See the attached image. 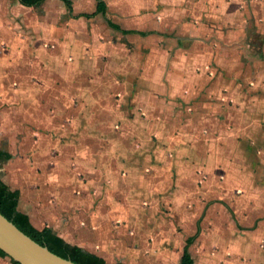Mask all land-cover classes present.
Listing matches in <instances>:
<instances>
[{
    "label": "rangeland",
    "instance_id": "1",
    "mask_svg": "<svg viewBox=\"0 0 264 264\" xmlns=\"http://www.w3.org/2000/svg\"><path fill=\"white\" fill-rule=\"evenodd\" d=\"M97 1L73 0L74 10L92 12ZM105 1L106 17L98 14L85 20L67 18L66 7L59 0H48L39 8L24 7L17 0H0V38L5 42L6 35L20 34L21 43L31 51L28 60H36L44 70L53 64L54 76H45L53 79L43 77L45 84L41 78L40 83L43 96L46 87L58 93L55 119L46 114L51 100L40 109L32 100L27 101L28 107L20 104L19 109V102L4 104L13 121L7 126L10 118L6 119L8 131L0 134V147L14 150L19 158L2 164L0 175L10 179V173L22 166L20 159H26L33 168L42 160V152L46 158L58 159V171L67 172L66 185L83 192L94 182L77 179L89 163L87 157H78L76 152L82 154L88 147L90 152L96 148L99 151L103 147L99 146L100 134L106 144L118 142L122 162L130 159L137 166L125 182L116 181L111 172L105 180L107 193L118 186L113 194L118 201L108 197L110 204L101 208L106 218L99 222L97 232L108 240L117 238L118 243L129 237L124 247L137 250V264H179L187 238L195 234L189 247L195 264H216L218 259V264H225L233 255L244 264H264V136L250 133L249 137L254 134L253 144L243 140L246 133L221 132L216 141L210 135L195 133L193 124L179 128V107L184 100L172 98L178 90L171 91V82H177L176 71H182L179 67L195 54L193 48L198 49V44L188 41L193 46L186 56L178 51L176 37L186 32L188 24L198 27L200 21L190 17L188 11L182 20L168 19L166 0ZM235 4V17H243L244 13L247 28L239 37L234 33L232 45L230 32L226 37L227 32L220 27V32L214 27L203 32L187 30L191 38L204 44L214 40L218 51L227 46L224 55L240 61L233 73L235 84L223 82L219 91L210 92L227 106L233 127L243 122V115L246 117L242 113L244 105L248 109L241 96L240 101L236 100L237 92L248 94V89L258 83L256 53L259 35H264L258 32L253 10L259 0H235ZM107 18L124 28L154 32L148 36L124 35L111 28ZM195 66L186 76L189 80L195 74L203 73L207 79H216L220 74L213 73L206 63ZM98 125L101 127H95ZM85 127L91 129L92 136H84ZM103 128L107 133L102 135ZM35 129L41 131L35 134ZM182 132L187 136L180 142ZM40 144L44 150H37ZM74 152L77 157L71 158ZM108 152H100L104 159L93 167L94 179L111 167ZM88 155L91 161L93 156ZM143 160L153 161L151 169L141 164ZM125 167L122 174L130 168ZM19 180L15 175L11 181L16 184ZM115 219L118 227L111 228Z\"/></svg>",
    "mask_w": 264,
    "mask_h": 264
},
{
    "label": "crops",
    "instance_id": "2",
    "mask_svg": "<svg viewBox=\"0 0 264 264\" xmlns=\"http://www.w3.org/2000/svg\"><path fill=\"white\" fill-rule=\"evenodd\" d=\"M17 1H19V3L24 7H32L23 4L21 0ZM46 1L48 0H45V2ZM59 1H61L66 7L67 11L65 13V16H67V18H82L85 20H90L96 17L98 14L106 17L108 11V5L105 0H98L96 8L92 12H75L73 0L72 10L68 9L67 5L62 0ZM100 1H104L106 3L107 9L105 13L96 12ZM166 2L169 6L166 7V14L168 15V19L176 18L182 20L185 18V14L189 13L188 15L190 17L196 18L198 21H200V25L198 27L193 26V24H188L185 28L186 32L179 34L178 37H176L178 51H182L183 55H190V51L188 49H190L194 43L196 45L198 44L199 49L198 50L193 48L195 54H193L192 57L188 56V61H185L183 65L179 67V69H181L182 71L184 70L187 72L183 73L182 71H176L178 73L177 82H171V84L175 85V88L173 85H171V91L178 90V92L176 91V93H173L172 98L178 96L177 98H179L180 100H184V104H181L179 107V118H181L179 128L183 130L185 129L183 128L184 126L193 124L196 130L195 133H198L202 136L210 135L211 139H214L216 141L217 136L221 132L235 134L246 133L248 134V136L243 137V140H251L252 143L255 144V140L253 138L254 134L252 137H249V135L255 132L258 133L259 137L264 136V35L262 36V34H260V32H264V0H259L258 7L253 8V10H255L256 12L255 18L258 23V32L260 34L259 38L261 39L256 53L258 56L256 58V61L259 62L260 66L256 73L258 83H254V86L248 89L250 91L248 94L246 91L237 92L236 96H238V98L236 100L240 101L239 97L241 96L243 102L245 101L246 104H248V109L245 110L246 105H244L245 108L242 113L246 114V117H244L243 115V122H240L238 125H236V127H233L231 124L230 118L228 116L229 112L227 110V106L223 105L218 100L216 101V96H213L212 93L211 95L210 92L211 90L219 91V87L223 82L225 83V85L235 84L233 73L237 66L236 62H238L239 59L234 56L228 57L224 55L223 51L228 49L227 46L225 48L222 46L223 50L218 51L217 47L215 46L214 40L212 42L204 44L201 40L196 41V39L191 38L192 35H189L187 30L191 32H194V30H200L203 32V30H213L211 28L214 27L216 28V32H220L219 28H217L220 27L222 31H224L225 33L227 32L226 37H229L230 32V42L232 45L234 42H232L234 33L236 32L239 37L240 33H243L246 30L247 26L245 24H247V16L242 13L243 17H235V0H166ZM177 11L178 15L176 14ZM86 12H95L96 14L90 18L77 16L81 13ZM190 19L191 18H189V20ZM107 23L111 28L121 32L124 35L148 36L154 32L151 30L147 31L139 28H124L119 23L114 22L108 18ZM125 30H129V32H124ZM4 38H6L5 42H3V39L0 38V79L2 80L0 81V85L3 84V86L0 88V134H6V131H8L7 126H10L11 122L13 121V119H11L12 114L9 112V110L7 111L6 107L4 108V104L6 102H19V109L20 104L22 105V108L28 107L27 101L32 100L33 102H35V104L36 102H38V108L40 109L42 106H45L47 101L51 100L49 107L46 106L47 108H49V111H47L46 114L51 119H55V117H57L56 113L58 110L57 90H53V88L48 89L46 87L45 89L47 94H44L43 96L42 93H44V91L42 88V84L40 83V78L43 81V77L48 74L54 76L53 64H50V67L44 70L42 69L41 64H37L36 60H28L27 55L31 51L27 49L26 44L23 41L21 43L20 34L14 36L11 33L6 35ZM188 41H193V44H188ZM202 49L205 50L203 52H200L202 51ZM203 63L209 65L213 73L214 71H220V74H218L216 79H207V76L205 77L203 73H201L202 75L195 74L194 77L190 76L192 77L191 80H189V78H186L187 75H190L191 70H193L194 68L196 69L195 65H200ZM172 68H174V65H172ZM172 68L170 69V71L172 70ZM197 68L202 69V66H197ZM172 75L173 72L171 73V76ZM219 77L223 79V81H221ZM14 78L16 79L13 80ZM46 79L49 80L48 78ZM52 79L53 77L49 81H51ZM45 81L46 80L43 81V84H45ZM46 84L48 86L49 83L46 82ZM164 85V88L168 90L166 84ZM43 99H45L46 102H44ZM20 113L25 114V117H27V114L24 113V111H20ZM22 114H20V116H22ZM175 116L178 115L175 114ZM7 118H10V120L8 121L9 124L6 126ZM257 119H259L260 121H256ZM206 120L208 121L207 126L205 124ZM39 127L41 128V125ZM95 127L99 128L101 126L98 125ZM33 128L35 127L33 126ZM39 129L34 130L35 134L41 131ZM82 130L84 136L93 135L89 127H85ZM101 133L103 135L106 134L107 131L105 130ZM185 135L187 136L186 133H180V136H178L180 138V142H182L186 138ZM100 137L101 136L99 134V141H101L99 146L103 147L101 149L99 148V151L106 152L107 150H109L108 156L107 154L106 156L107 162L111 167L109 168V170H107V172H102V174H99V178L96 177V179H94V171H96V168L93 169V167H95V165L99 166L100 163H102L103 157H100V152L97 150V148L96 150H92L93 152H90V147H88V149H82V154L78 153L77 151L76 153L78 157H87V162L89 163L88 169L86 171L84 170L77 174V179L81 180L83 183H85L86 181L84 178L90 179L94 182L92 188L88 187L87 189H85L84 187L83 192L73 191L72 187L66 185V170H63V172H59L57 169L58 159L56 157L46 158L44 156V153L42 152H39V154L43 157L40 158L42 160L40 162L37 161V163L34 164L33 168H30V165L25 162L26 159H20L22 166L18 167V170L10 173L11 176L8 175L11 177L10 179L12 181L15 175L22 181L19 180V182H14L16 184H13L8 177H2L0 175V178L4 182H6L12 189L19 190L20 198L18 209L29 216L30 221L35 227L42 229L48 226L69 243L79 245L93 253H96L102 256L109 263H116L120 261L126 264H137V250L133 249L130 251L126 246L124 247L125 240H131L129 237H125V240L118 243L117 238L113 239V237H111L108 240L103 236L102 233L97 232L98 228L100 229L101 227L99 222H101L103 218H106L101 215V208L105 206V204H110V202H108V197L113 198L115 202L118 201V197H115L113 195L114 193L118 192V186L116 188L109 189L110 191H108L107 193L106 183H104L105 180H108V178L111 176V172L113 174L112 177L115 178L116 181L122 180V182H125L127 181L125 178L130 174H133V168L137 166L136 164L132 163V160L130 159L127 161V163H125L122 162V159L120 160L118 158V142L106 144L104 143L106 141V138L103 137V140L102 138L100 140ZM243 140L240 142H245ZM244 145L245 143H243V146ZM84 146L86 145L84 144ZM39 148L44 150V146H41V144L38 145L37 150ZM0 150L9 154L8 157H6L5 155L0 157V168L2 164L7 163L10 159L17 157L15 158V160H18L19 158V156L14 153V150L11 151L9 149H5L4 147H0ZM77 150L80 151V149ZM89 153L91 154L90 157L93 156L91 161L89 160ZM77 155H75L74 152V155L71 154L70 157L74 158V156L77 157ZM136 160L137 159H135V161ZM151 162L148 160H143L141 164L148 170L153 166V163ZM126 165H128L130 168L127 169L128 172L126 171L124 174H122L124 168H126ZM112 170H114V173ZM135 171L138 172L137 170ZM85 199H88L89 201L87 202L85 201ZM116 220L117 219H115L111 224V228L118 227ZM107 242H110V244H108ZM218 260L216 264H218ZM228 263L244 264V262L237 261L234 255L231 258H227L225 264ZM0 264L16 263H14L7 257L0 256Z\"/></svg>",
    "mask_w": 264,
    "mask_h": 264
},
{
    "label": "trees",
    "instance_id": "3",
    "mask_svg": "<svg viewBox=\"0 0 264 264\" xmlns=\"http://www.w3.org/2000/svg\"><path fill=\"white\" fill-rule=\"evenodd\" d=\"M72 10V0H62ZM21 2L27 6L39 8L45 2V0H21ZM107 9L106 3L100 1L97 8V13H105ZM96 13H81L77 16H83L90 18ZM124 32H129L125 30ZM8 157L9 154L0 150V157ZM20 198L19 190L12 189L6 182L0 178V212L9 220L13 221L23 232L29 235L32 239L37 241L41 245H46L54 253L71 259L72 261L80 264H126L124 262L109 263L102 256L93 253L79 245L71 244L64 238L55 233L50 227H44L39 229L35 227L30 221L29 216L18 209V203ZM200 228H198L199 232ZM195 235L187 238V243L184 247L180 264H194V258L189 251L191 243L194 241ZM0 256L6 257V253L0 248ZM13 261V260H12ZM16 264V261H13Z\"/></svg>",
    "mask_w": 264,
    "mask_h": 264
},
{
    "label": "water",
    "instance_id": "4",
    "mask_svg": "<svg viewBox=\"0 0 264 264\" xmlns=\"http://www.w3.org/2000/svg\"><path fill=\"white\" fill-rule=\"evenodd\" d=\"M0 248L19 264H80L41 245L0 212Z\"/></svg>",
    "mask_w": 264,
    "mask_h": 264
}]
</instances>
